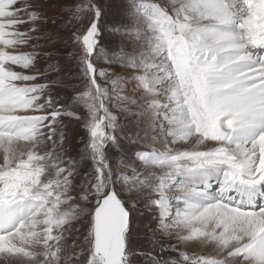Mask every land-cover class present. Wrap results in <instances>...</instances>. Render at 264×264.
Wrapping results in <instances>:
<instances>
[{
	"label": "snow or ice",
	"instance_id": "6c2138e0",
	"mask_svg": "<svg viewBox=\"0 0 264 264\" xmlns=\"http://www.w3.org/2000/svg\"><path fill=\"white\" fill-rule=\"evenodd\" d=\"M66 11L90 22L72 36L79 90L54 98L60 76L36 81L59 63L26 74L39 54L20 50L48 39L39 4L0 0V257L133 264L124 196L138 193L156 221L153 264H264V0H128L112 31L131 45L111 52L99 3ZM116 111L134 116L132 127ZM73 121L87 136L75 157L66 145ZM80 221L82 251L69 253L64 241ZM172 237L217 255L163 257L178 251Z\"/></svg>",
	"mask_w": 264,
	"mask_h": 264
},
{
	"label": "rangeland",
	"instance_id": "374dc122",
	"mask_svg": "<svg viewBox=\"0 0 264 264\" xmlns=\"http://www.w3.org/2000/svg\"><path fill=\"white\" fill-rule=\"evenodd\" d=\"M21 2H24V0H21ZM29 2L39 4L40 11L43 12L44 20L46 21L43 27H41L40 32L41 34H47L48 39L32 40L29 45L21 46V51L36 52L39 54L36 67L32 70L26 71V74H35L37 71L43 72L49 64L58 62L60 69L58 73H52L48 76H39L36 82L44 83L48 80L54 79L56 76H60L63 83L55 86V89L52 92L53 97H56L57 91L65 93L68 97H71L76 94L81 84V82L75 78L79 71L76 62L77 57L70 55V53L78 51V46L74 43L72 36L74 33L86 31L90 18L86 16L77 20L73 18L71 12L66 11V8L75 4L86 3V0H29ZM156 2L166 5L168 0H156ZM93 3H99L103 8L104 15L101 19V25L105 37L103 42L105 50L111 52L114 48H129L131 41L112 31L113 27L125 18V7L128 0H93ZM28 27L29 25L25 24L21 26V30H27ZM52 37H56L55 42L52 41ZM34 45H43V47H34ZM45 52H52L53 55L51 58L46 59L43 55ZM96 65L97 67L102 68L109 67V65L104 63L103 60L96 61ZM14 70L25 71L15 66ZM114 71L124 76L129 75L127 70L120 68H114ZM100 82L103 86L110 87V85L103 84V81ZM127 92L130 95L139 96V92H133L132 83L127 85ZM61 99L63 102V98ZM134 110L135 109L133 108V111ZM116 114L120 116L125 127H132V125L126 123V120H134V116H128L125 118V116L118 111H116ZM66 134V145L71 155L75 157L84 146L83 141L87 139L86 132L82 124L73 121L66 129ZM153 146L159 148L160 144L156 143ZM125 147L133 146L125 144ZM75 179H83V173L77 175ZM73 195H75V193H73ZM138 196L139 194L136 193H133L131 196H124V199L128 202V206L131 210L132 236L130 247L133 254L130 258L133 264H153V259L161 255L159 249L151 243L153 232L150 230L149 225L155 227L156 221L152 219L151 212L144 206V201L139 199ZM74 225L73 231L68 234V238L64 241L65 247L69 253H79L82 251L80 247L75 246L82 244L87 232V229L82 227L83 221L74 222ZM76 229H79V231ZM167 243L175 246L178 251H165L162 254L163 257H173L178 259L180 251L189 253V255L192 254L199 256L193 252L197 247L191 246L190 243L187 245H181L175 237L170 238ZM200 248L202 249V247ZM200 248L196 252H201ZM204 253L205 255H217L213 246ZM219 258H222V256ZM84 259V256L80 257L81 264H83ZM0 264H6L3 257H0Z\"/></svg>",
	"mask_w": 264,
	"mask_h": 264
},
{
	"label": "bare ground",
	"instance_id": "6f19581e",
	"mask_svg": "<svg viewBox=\"0 0 264 264\" xmlns=\"http://www.w3.org/2000/svg\"><path fill=\"white\" fill-rule=\"evenodd\" d=\"M136 194H138V193H136ZM190 245L191 246H194V247H197L196 249H194V253H196V254H198L199 256L200 255H205V251H207L209 248L211 249L212 248V246L211 245H207V246H205V245H201V244H199L198 242H192V243H190ZM200 247H202V249L200 248ZM199 248L201 249V252H196V251H198L199 250ZM191 250V249H190ZM216 251V250H215ZM206 253H208V252H206ZM210 253V252H209ZM214 253V252H213ZM212 253V254H213ZM187 254H189V253H187ZM192 255V254H191ZM221 257V256H220ZM219 258V257H218Z\"/></svg>",
	"mask_w": 264,
	"mask_h": 264
}]
</instances>
